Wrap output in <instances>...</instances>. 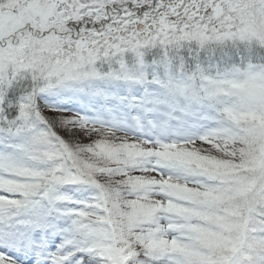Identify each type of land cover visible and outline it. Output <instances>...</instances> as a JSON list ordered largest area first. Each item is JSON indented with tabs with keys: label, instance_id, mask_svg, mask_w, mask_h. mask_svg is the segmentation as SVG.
<instances>
[{
	"label": "snow or ice",
	"instance_id": "snow-or-ice-1",
	"mask_svg": "<svg viewBox=\"0 0 264 264\" xmlns=\"http://www.w3.org/2000/svg\"><path fill=\"white\" fill-rule=\"evenodd\" d=\"M0 264H264V0H0Z\"/></svg>",
	"mask_w": 264,
	"mask_h": 264
}]
</instances>
